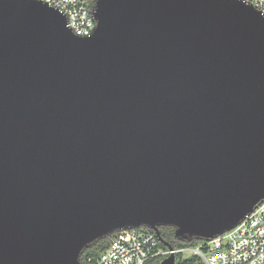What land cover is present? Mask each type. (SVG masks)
I'll list each match as a JSON object with an SVG mask.
<instances>
[{
    "label": "water",
    "instance_id": "water-1",
    "mask_svg": "<svg viewBox=\"0 0 264 264\" xmlns=\"http://www.w3.org/2000/svg\"><path fill=\"white\" fill-rule=\"evenodd\" d=\"M93 19L79 37L43 2L0 0V264H80L141 227L209 241L264 199V17L96 0Z\"/></svg>",
    "mask_w": 264,
    "mask_h": 264
},
{
    "label": "built area",
    "instance_id": "built-area-1",
    "mask_svg": "<svg viewBox=\"0 0 264 264\" xmlns=\"http://www.w3.org/2000/svg\"><path fill=\"white\" fill-rule=\"evenodd\" d=\"M62 14L67 27L79 37H89L95 28L96 0H34ZM264 17V0H237ZM108 247L84 264H159L170 254L196 257L201 264H264V199L231 230L193 247L161 248V240L150 229L115 231Z\"/></svg>",
    "mask_w": 264,
    "mask_h": 264
},
{
    "label": "trees",
    "instance_id": "trees-1",
    "mask_svg": "<svg viewBox=\"0 0 264 264\" xmlns=\"http://www.w3.org/2000/svg\"><path fill=\"white\" fill-rule=\"evenodd\" d=\"M159 234L161 238V248H171V249H179L185 247H193L198 245L202 241L192 240V241H180L174 237V230L171 227H162L159 228ZM111 236H107L102 238L94 243H92L87 249L83 251L79 258V263L84 264L86 257L90 256L95 258L98 256L100 252L105 250L110 242ZM176 263L175 264H201L200 260L196 257L188 256L183 258V254L177 253L175 254Z\"/></svg>",
    "mask_w": 264,
    "mask_h": 264
},
{
    "label": "rangeland",
    "instance_id": "rangeland-1",
    "mask_svg": "<svg viewBox=\"0 0 264 264\" xmlns=\"http://www.w3.org/2000/svg\"><path fill=\"white\" fill-rule=\"evenodd\" d=\"M186 257H188L187 255H183V258H186Z\"/></svg>",
    "mask_w": 264,
    "mask_h": 264
}]
</instances>
